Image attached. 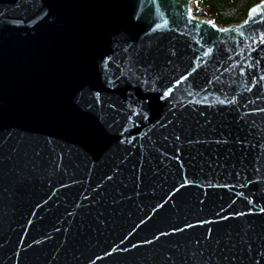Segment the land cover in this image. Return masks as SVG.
Returning <instances> with one entry per match:
<instances>
[{
  "label": "water",
  "instance_id": "1",
  "mask_svg": "<svg viewBox=\"0 0 264 264\" xmlns=\"http://www.w3.org/2000/svg\"><path fill=\"white\" fill-rule=\"evenodd\" d=\"M191 4L0 0V264H264V0Z\"/></svg>",
  "mask_w": 264,
  "mask_h": 264
},
{
  "label": "trees",
  "instance_id": "2",
  "mask_svg": "<svg viewBox=\"0 0 264 264\" xmlns=\"http://www.w3.org/2000/svg\"><path fill=\"white\" fill-rule=\"evenodd\" d=\"M259 0H197L196 13L201 14V8L212 10L210 18L217 24L226 25L241 21L249 6Z\"/></svg>",
  "mask_w": 264,
  "mask_h": 264
},
{
  "label": "rangeland",
  "instance_id": "3",
  "mask_svg": "<svg viewBox=\"0 0 264 264\" xmlns=\"http://www.w3.org/2000/svg\"><path fill=\"white\" fill-rule=\"evenodd\" d=\"M192 1V4H191V12H192V14L193 15H195V16H197V17H202V18H207V17H210L209 15H210V9L209 8H207V7H202L201 8V11H202V13L201 14H198V13H196V6H195V2L197 1V0H191Z\"/></svg>",
  "mask_w": 264,
  "mask_h": 264
}]
</instances>
